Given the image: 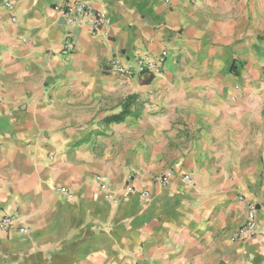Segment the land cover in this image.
Listing matches in <instances>:
<instances>
[{"label":"crops","instance_id":"crops-1","mask_svg":"<svg viewBox=\"0 0 264 264\" xmlns=\"http://www.w3.org/2000/svg\"><path fill=\"white\" fill-rule=\"evenodd\" d=\"M10 1L0 217L19 222L0 228V264H264V0H83L108 19L99 34L57 0ZM162 49L155 75L108 68ZM241 196L257 204L242 241Z\"/></svg>","mask_w":264,"mask_h":264},{"label":"built area","instance_id":"built-area-1","mask_svg":"<svg viewBox=\"0 0 264 264\" xmlns=\"http://www.w3.org/2000/svg\"><path fill=\"white\" fill-rule=\"evenodd\" d=\"M167 2L168 0H164ZM0 6L10 8L12 3L10 0H0ZM53 9L64 19V22L73 27H81L87 24L93 34L105 33L104 26L108 19L102 10L91 8L83 0H57L53 4ZM15 15L11 16V20H15ZM75 49V41L70 31L65 35L63 42L58 50L61 54H69ZM167 58V50L162 49L157 55H148L146 53L137 54L132 63H120L116 58H111L108 63V68L117 74L124 76L134 75H155L161 71V67ZM262 78L264 80V65L262 67ZM172 176L171 170H166L158 175V182L163 185L169 184ZM100 179L99 177H97ZM181 178L185 182H191L192 178L189 173H182ZM147 196L148 193L144 192ZM241 199L245 200L246 213L244 222L239 225L232 235L233 240H245L254 237L257 234V204L244 196ZM15 222H19L17 215H3L0 217V228L8 230ZM20 233H26L27 229L24 226H19Z\"/></svg>","mask_w":264,"mask_h":264},{"label":"trees","instance_id":"trees-1","mask_svg":"<svg viewBox=\"0 0 264 264\" xmlns=\"http://www.w3.org/2000/svg\"><path fill=\"white\" fill-rule=\"evenodd\" d=\"M125 107H126V105H125ZM125 107L123 108V110L119 114L109 117L108 120L109 121H115V122L122 120L126 114Z\"/></svg>","mask_w":264,"mask_h":264}]
</instances>
